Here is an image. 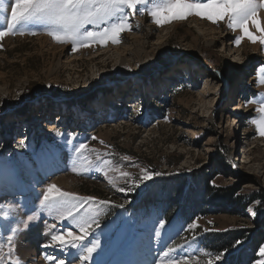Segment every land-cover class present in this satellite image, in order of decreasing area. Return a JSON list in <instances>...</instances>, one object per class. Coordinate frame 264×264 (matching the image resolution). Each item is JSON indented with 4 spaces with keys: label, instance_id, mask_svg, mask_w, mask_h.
I'll use <instances>...</instances> for the list:
<instances>
[{
    "label": "rangeland",
    "instance_id": "obj_1",
    "mask_svg": "<svg viewBox=\"0 0 264 264\" xmlns=\"http://www.w3.org/2000/svg\"><path fill=\"white\" fill-rule=\"evenodd\" d=\"M12 3L5 0L0 11V30L6 32ZM259 16L264 23V9ZM128 24L131 30L121 33L119 43L91 42L75 52L42 24L0 39V264H36L29 258L31 243L41 252L38 264H49L46 253L66 264H83L73 259L77 250L42 247L51 234L66 236L67 221L50 217L26 227L33 205L38 206L37 194L49 183L94 197L97 204L110 202L98 204L99 227L93 225L82 242L100 241L87 264H153L168 247L177 249L174 256L193 255L198 247L229 249L217 264L260 258L264 205L257 202L264 192V136L249 121L259 117L255 109L264 100V85L258 82L264 46L247 38L237 46L234 39L241 32L230 29L227 18L214 24L191 15L158 26L146 11H136ZM249 30L261 35L251 23ZM102 51L110 52L94 60ZM100 61L108 64L99 67ZM246 99L255 102L246 106ZM68 133L76 136L72 143L66 142ZM79 142L97 149L100 160L86 152L93 163L73 171L72 145ZM142 170L162 175L141 181L132 192L119 191L135 185ZM120 204L124 207H115ZM248 207L257 210L255 218ZM192 219L199 225L198 241L188 247L185 241L193 233L186 224ZM160 220L166 228L156 235ZM44 223H54L55 232ZM121 228L129 238L111 262L108 253ZM235 241L242 244L233 246ZM195 255L201 264L208 259Z\"/></svg>",
    "mask_w": 264,
    "mask_h": 264
},
{
    "label": "snow or ice",
    "instance_id": "obj_2",
    "mask_svg": "<svg viewBox=\"0 0 264 264\" xmlns=\"http://www.w3.org/2000/svg\"><path fill=\"white\" fill-rule=\"evenodd\" d=\"M139 6V8H138ZM5 9V0H0V11ZM264 9V0H14L11 4L10 20L7 23V32L0 30V39L8 32L19 31L23 34L26 31L27 25L42 24L45 25V30L58 43H70L72 51L78 50V46L87 47L91 42H99L106 44L108 41L112 43L120 42V35L126 30H131L128 24L129 17L136 11L143 14L145 11L152 18V22L160 26L170 23L173 20H183L191 15H196L200 18H205L212 23L228 20V27L235 31L239 29L241 35L236 36L234 43L239 46L244 38H247L252 43L259 42L264 46V23L259 16V10ZM249 23L255 26L260 36L255 35L249 30ZM91 25L88 29L86 26ZM19 26V27H18ZM31 34L35 35L33 31ZM218 76L221 73H216ZM258 82L264 85V68L261 69V74L258 76ZM264 95V94H261ZM253 100L246 99V106L249 103H254ZM259 113L258 118H251L250 123L255 126L259 135L264 136V100L260 102V107L255 109ZM59 137L61 133L56 132ZM67 143H72L76 136L68 133ZM93 140L96 137H92ZM101 143H104L101 141ZM21 146H24L25 141H20ZM73 159L72 170L76 171L78 165H91L93 162L87 158L86 152L96 153V159L100 160V153L97 149H89L84 142L72 145ZM83 158V159H81ZM128 160V157H124ZM39 163V160H37ZM107 164V161H104ZM232 167H235L233 164ZM103 171V169H99ZM87 172L88 169L84 168ZM107 176V172H104ZM162 173L150 172L142 170L140 180L131 187L119 188L120 192H132L136 187H139L141 181L146 182L153 179L155 176H160ZM121 176L128 178L130 173L122 172ZM112 183V180H109ZM215 187V181H210ZM145 187L147 185L145 184ZM38 206L33 205L31 214L27 216L26 227H30L33 223L40 224L47 221L50 217L60 221H67L69 227L66 229V238L64 232L51 234L49 243L42 245L47 249L50 245L62 252H67L69 249L79 251V255H73V259H78L83 264L93 259V253L100 246V241L97 239L88 246H84L82 242L88 236L90 231H94L93 225L99 227L101 208L98 206H109L108 200L97 201L94 197H81L74 193L64 191L54 183L46 185L42 193L37 194ZM259 205H264V201H258ZM115 207L123 208L124 205H115ZM251 218L257 216V210L251 207L246 209ZM264 211V208H261ZM159 228L155 234L159 235L160 228H166L163 220L158 222ZM44 227L50 232H55L56 225L44 223ZM199 227L195 219H192L186 224V229L193 233L190 240L185 243L188 247H192L193 243L198 241V236L195 234ZM79 231L81 235H76L75 231ZM205 232L208 229H204ZM124 234V228H121L116 233V239L120 240ZM12 240V236L8 237ZM242 244L241 241H235L233 246ZM183 248V245L180 246ZM229 249L212 252L206 251L204 248L193 249V255H189L187 251L183 255H172L177 252L176 248L168 247L164 251L159 261H154L153 264H201V261L195 255L202 253L208 257L203 264H217L224 261V255ZM257 255L258 260L251 264H264V246H260ZM167 258V259H164ZM2 259V258H0ZM45 259L49 264H66L65 260L58 258L52 254H45ZM9 264H14L9 261ZM18 264V262H16ZM71 264V262H69Z\"/></svg>",
    "mask_w": 264,
    "mask_h": 264
},
{
    "label": "bare ground",
    "instance_id": "obj_3",
    "mask_svg": "<svg viewBox=\"0 0 264 264\" xmlns=\"http://www.w3.org/2000/svg\"><path fill=\"white\" fill-rule=\"evenodd\" d=\"M212 34H215V35H217L218 33H215L214 31H212L211 32ZM207 35H209V34H205V36H207ZM222 38V37H221ZM213 39H215V36L213 37ZM217 41V40H216ZM231 45H233V43H230ZM230 44H228V45H230ZM110 46L111 47H115L114 45H112V44H110ZM116 50H118V49H116ZM103 52V53H102ZM101 52V54H99L98 53V55H96L93 59L94 60H98V59H100L103 55H105V54H107V53H109L110 51H102ZM125 52H126V49H124V52H123V54H125ZM114 54V53H113ZM121 55V54H120ZM106 56V55H105ZM107 57V56H106ZM109 57V56H108ZM107 59V58H106ZM110 59L112 60L113 59V57H110ZM105 60V59H104ZM107 62V61H106ZM104 63V61H100V62H98L97 63V65H99V67H106V65L108 64V62L107 63ZM113 62V61H112ZM122 62L123 63H126L125 62V60H122ZM95 63V62H94ZM123 70H126V69H124V68H122V70L120 69V71H123ZM124 74V76H127V73H123ZM129 76V78H131L132 76H134V77H136V74L135 75H131V74H129L128 75ZM212 95V94H211ZM49 129H52V127H49ZM33 234H35L34 232H33ZM127 238H129V236H127L125 239L123 238V236H122V238L120 239V240H117V239H115V241H114V243H113V248H111V251L108 253V258L109 259H112V261L111 262H113V260L114 261H116V257H118L119 255H120V252L123 250V248L124 247H126V242H127ZM20 247V249L19 250H21V252H22V248H23V244H21V245H19ZM30 246V252H31V256L29 257V258H31L32 259V261H36V264H38L37 262V260L39 259V256L41 255V252H39V248H37V246L36 247H34V244H30L29 245ZM25 248L23 249V250H25V252L27 253V252H29V247L28 246H24ZM34 247V248H33ZM46 250V249H45ZM24 252V253H25ZM25 253V254H26ZM24 255V254H23ZM27 258H28V255H27ZM26 257H25V259H27Z\"/></svg>",
    "mask_w": 264,
    "mask_h": 264
},
{
    "label": "trees",
    "instance_id": "obj_4",
    "mask_svg": "<svg viewBox=\"0 0 264 264\" xmlns=\"http://www.w3.org/2000/svg\"><path fill=\"white\" fill-rule=\"evenodd\" d=\"M259 198L264 201V192L260 194Z\"/></svg>",
    "mask_w": 264,
    "mask_h": 264
}]
</instances>
